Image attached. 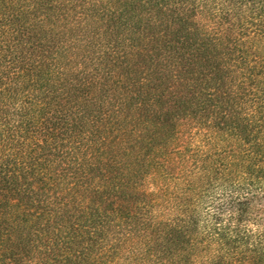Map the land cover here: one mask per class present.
Returning <instances> with one entry per match:
<instances>
[{
  "label": "trees",
  "instance_id": "16d2710c",
  "mask_svg": "<svg viewBox=\"0 0 264 264\" xmlns=\"http://www.w3.org/2000/svg\"><path fill=\"white\" fill-rule=\"evenodd\" d=\"M112 227L264 264V0H0V264H112Z\"/></svg>",
  "mask_w": 264,
  "mask_h": 264
},
{
  "label": "rangeland",
  "instance_id": "374dc122",
  "mask_svg": "<svg viewBox=\"0 0 264 264\" xmlns=\"http://www.w3.org/2000/svg\"><path fill=\"white\" fill-rule=\"evenodd\" d=\"M79 1V0H78ZM79 66H83V64H80ZM85 68V67H84ZM89 67H87L85 69V74L86 75H89V74H95L96 72L94 71H90L88 69ZM77 70L79 69V67L76 68ZM94 69V68H93ZM79 71V70H78ZM84 184H86V188L90 189V191H93V185L85 182ZM92 193V192H91ZM61 198V197H59ZM59 201V200H58ZM59 204L61 202H58ZM76 203L77 201L73 202V201H69V209H73L75 208L76 209ZM66 202L63 201V205H65ZM124 231V228L122 227H112L109 231V233L103 237L102 239H97V240H94L93 241V245H92V255H91V258L94 259V260H97V261H111L112 264H131L130 262H127L126 260H123V258H125V256H123L120 260H118L117 258L114 257L115 255V243H116V240L118 239V236L120 237L122 232ZM116 233H118V236L116 235ZM87 242L90 243V240H87ZM68 255L67 254H64V253H60L58 255H55V257H53V261L54 263L53 264H65L66 262V257ZM130 256V255H129ZM161 258V259H159ZM157 259L162 260V258L164 257H159ZM42 256H39L35 259H30V260H26L24 261L22 264H39V263H42ZM134 262L136 264H144L143 261H142V251L140 249V245H138L136 247V250H135V253H134ZM47 258L45 257L44 261H46ZM93 260V261H94ZM154 261V259H153ZM109 264V262H108Z\"/></svg>",
  "mask_w": 264,
  "mask_h": 264
}]
</instances>
